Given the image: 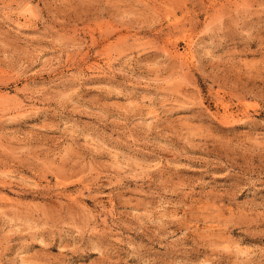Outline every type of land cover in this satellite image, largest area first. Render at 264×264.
Masks as SVG:
<instances>
[{
    "label": "rangeland",
    "instance_id": "obj_1",
    "mask_svg": "<svg viewBox=\"0 0 264 264\" xmlns=\"http://www.w3.org/2000/svg\"><path fill=\"white\" fill-rule=\"evenodd\" d=\"M0 264H264V0H0Z\"/></svg>",
    "mask_w": 264,
    "mask_h": 264
}]
</instances>
